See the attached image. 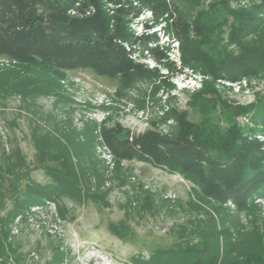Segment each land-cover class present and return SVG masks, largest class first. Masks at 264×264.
<instances>
[{"label": "rangeland", "instance_id": "rangeland-1", "mask_svg": "<svg viewBox=\"0 0 264 264\" xmlns=\"http://www.w3.org/2000/svg\"><path fill=\"white\" fill-rule=\"evenodd\" d=\"M100 1L107 12L114 10L106 0ZM162 1L171 20L178 19L174 7L184 0L175 6L172 0ZM259 1L202 0L191 9L189 22L201 12H214L225 44L229 29L223 24L232 22L228 10ZM83 2L78 0L68 16L80 18ZM133 8L126 19L136 42L124 48L140 73L126 81L76 68L51 82L52 73L26 64L21 68L16 60L0 55V168L14 166L13 173L19 174L16 183L0 175V194L5 195L0 198V217L17 200L12 187L20 202L29 197L31 187L37 189L35 196L41 191L52 194L8 221L6 264L146 262L159 251L197 243L198 234L207 232L211 223L229 229L233 240L241 237L246 244L257 232L264 247V192L251 196L245 208L237 209L231 201L220 204L201 195L183 175L156 167L153 160H117L107 145L104 131H119V138L130 141L149 131L168 136L176 132L179 121H159L164 113L173 110L176 117L198 124L211 108L210 94L195 96L210 79L197 67L184 66L177 40L159 28L167 25L171 34L180 29L175 30L171 20L153 25L148 10L136 14L135 3ZM141 37L147 38L146 48L140 45ZM161 80L167 86H160ZM213 87L224 106L248 109L233 121L243 136L257 142L264 157V128L251 124L258 106L264 105V78L217 80ZM210 115L213 123L226 127L224 115ZM61 162L69 166L76 183L56 193L60 187L54 179Z\"/></svg>", "mask_w": 264, "mask_h": 264}, {"label": "trees", "instance_id": "trees-1", "mask_svg": "<svg viewBox=\"0 0 264 264\" xmlns=\"http://www.w3.org/2000/svg\"><path fill=\"white\" fill-rule=\"evenodd\" d=\"M106 1L115 7L111 12L104 9L100 0H84L79 4L83 15L72 18L68 11L78 0H0V55L16 60L21 68L26 64L52 73L51 82H56L62 72L76 68H88L99 75L126 81L140 71L124 48L136 42L126 19L134 13L133 4L138 6L136 14L148 10L156 26L170 21L172 15L162 0ZM172 1L174 6L179 3ZM201 1L184 0L181 7H174L179 20H171V26L180 31L171 34L167 25L159 29L177 40L184 66L197 67L201 76L210 79L195 96L202 99V94H210V113L224 115L226 127L222 129L213 123L210 113L195 124L176 117L170 110L159 118L162 122L178 119V129L168 136L149 131L130 141L119 138L120 132L116 130L104 131L103 135L117 160H153L156 167L183 175L201 195L220 204L231 201L241 209L250 204L251 196L264 192V157L257 142L243 136L234 124L233 119L248 113V109L221 104L213 85L217 80L240 82L251 77L264 78V0L241 10H228L232 22L223 24L229 29L225 44L214 12L205 15L201 12L189 22L191 9L199 7ZM146 39L139 38L143 48L147 47ZM229 47H235L236 51L229 52ZM159 84L167 86L165 80ZM251 124L264 128L263 104L258 106ZM13 167L7 166L6 171L0 168V175L2 178L3 174L8 175L16 183L19 174L13 173ZM60 168L54 179L60 187L56 193L67 191L76 183L69 166L61 162ZM11 189L17 200L5 217H0V264H6L3 257L8 221L38 199L52 197L42 191L37 197L36 187H31L29 197L20 202L18 192ZM4 197L0 194L1 200ZM210 226L207 232L198 234L197 243L159 251L148 261L135 260V264H264V247L257 232L251 237V244H246L241 237L233 240L229 229H219L215 223Z\"/></svg>", "mask_w": 264, "mask_h": 264}]
</instances>
